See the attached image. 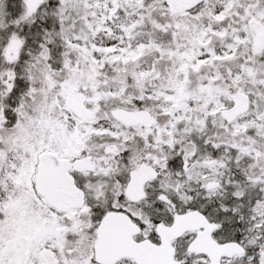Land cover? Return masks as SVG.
<instances>
[{
    "label": "snow or ice",
    "instance_id": "6c2138e0",
    "mask_svg": "<svg viewBox=\"0 0 264 264\" xmlns=\"http://www.w3.org/2000/svg\"><path fill=\"white\" fill-rule=\"evenodd\" d=\"M0 264H264V0H0Z\"/></svg>",
    "mask_w": 264,
    "mask_h": 264
}]
</instances>
